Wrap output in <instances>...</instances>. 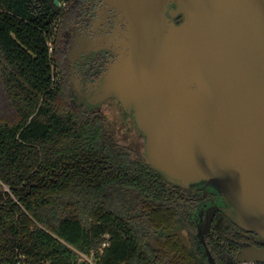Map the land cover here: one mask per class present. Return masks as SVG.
<instances>
[{
	"label": "trees",
	"instance_id": "16d2710c",
	"mask_svg": "<svg viewBox=\"0 0 264 264\" xmlns=\"http://www.w3.org/2000/svg\"><path fill=\"white\" fill-rule=\"evenodd\" d=\"M69 1L0 0V264H80V254L96 264H209L180 238L195 240L198 201L131 159L105 115L75 107L52 83ZM211 230L214 263L236 264L234 223L217 212Z\"/></svg>",
	"mask_w": 264,
	"mask_h": 264
},
{
	"label": "water",
	"instance_id": "95a60500",
	"mask_svg": "<svg viewBox=\"0 0 264 264\" xmlns=\"http://www.w3.org/2000/svg\"><path fill=\"white\" fill-rule=\"evenodd\" d=\"M109 1L127 34L104 90L132 109L148 163L169 182L214 186L219 209L264 236V0ZM170 2L184 18L167 28ZM236 261L264 262V248Z\"/></svg>",
	"mask_w": 264,
	"mask_h": 264
},
{
	"label": "flooded vegetation",
	"instance_id": "af4514ba",
	"mask_svg": "<svg viewBox=\"0 0 264 264\" xmlns=\"http://www.w3.org/2000/svg\"><path fill=\"white\" fill-rule=\"evenodd\" d=\"M178 10L175 2L167 5L162 19L167 28L183 22V14ZM126 34L127 19L109 0H70L62 4V15L56 22L53 39L57 70L55 74L58 75L57 84L61 83L64 93L75 107L89 110L97 105L96 109L91 111H100V105L114 100L120 105L123 119H130L135 123L132 109L124 108L116 97L106 92L103 81L107 66L119 55L120 47L115 43L125 38ZM171 183L181 190L188 191L189 195L191 193V197L198 201L191 210L195 240L193 239L194 247H190L194 251H204L209 264H215L208 238L212 234L211 224L216 213L222 212L227 216L219 209L224 206L222 195L214 186L201 181L189 186ZM199 192L201 196H197ZM234 228L242 237L237 242L239 249L236 251H241L244 246L264 248V236L241 229L236 224ZM236 264L264 262L236 261Z\"/></svg>",
	"mask_w": 264,
	"mask_h": 264
},
{
	"label": "rangeland",
	"instance_id": "374dc122",
	"mask_svg": "<svg viewBox=\"0 0 264 264\" xmlns=\"http://www.w3.org/2000/svg\"><path fill=\"white\" fill-rule=\"evenodd\" d=\"M51 42V41H49ZM52 48L53 45L51 44ZM55 73H57V70H55ZM55 80L56 77H58L57 74H55ZM101 107L100 112L105 115L106 117V129L108 133H111L112 136L115 138V140L117 141L118 144H120L121 146H123L126 150L127 153L129 154L131 159H142V160H147L146 156H145V152H144V147H143V143H144V135L141 133V131L137 128V125L133 122V120L130 119H123V115H122V110L120 108V105L114 101V100H109L107 102H104L102 105H100ZM97 107V105H96ZM96 107H90V109L88 110L85 109L86 111H91L92 109H96ZM99 107V105H98ZM6 190L7 187L0 184V191L1 190ZM122 195V194H121ZM120 195V197H121ZM129 200L133 198L132 193H130L128 195ZM121 201V206L120 208L122 210H125L127 207L124 204L123 200ZM127 213V211H126ZM150 215H142V223L146 224H150V222L148 221L150 219L149 217ZM180 238L182 239L183 243L186 244L187 246H192L194 247V241L189 242L188 238H186V236H180ZM191 251H194V249H191ZM200 253H203L202 251H199ZM203 256L205 257V259L207 260V257L203 254ZM88 260L91 262L92 258L91 257H87ZM80 259H84L86 260V258H83V256L80 255Z\"/></svg>",
	"mask_w": 264,
	"mask_h": 264
},
{
	"label": "built area",
	"instance_id": "2783aa9c",
	"mask_svg": "<svg viewBox=\"0 0 264 264\" xmlns=\"http://www.w3.org/2000/svg\"><path fill=\"white\" fill-rule=\"evenodd\" d=\"M47 45H48L49 53H51L52 52L51 42H47ZM54 81H55V77L53 75L52 76V83H54ZM105 244L106 243H103V245H105ZM80 255L83 256V258H86V260H84V259L81 260L80 259V264H83V263H85V264H96V260L93 258V256H91V255L88 256V255H85V254H80ZM87 257H91L92 258V261L90 262ZM14 264H22V263L18 259V260L15 261Z\"/></svg>",
	"mask_w": 264,
	"mask_h": 264
}]
</instances>
